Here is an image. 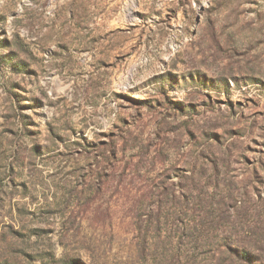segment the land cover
I'll use <instances>...</instances> for the list:
<instances>
[{
  "label": "rangeland",
  "instance_id": "1",
  "mask_svg": "<svg viewBox=\"0 0 264 264\" xmlns=\"http://www.w3.org/2000/svg\"><path fill=\"white\" fill-rule=\"evenodd\" d=\"M0 264H264V0H0Z\"/></svg>",
  "mask_w": 264,
  "mask_h": 264
}]
</instances>
